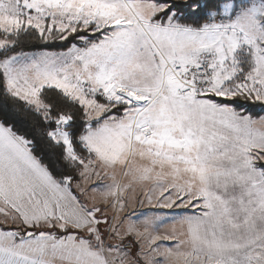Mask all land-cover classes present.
Wrapping results in <instances>:
<instances>
[{"label": "rangeland", "instance_id": "obj_1", "mask_svg": "<svg viewBox=\"0 0 264 264\" xmlns=\"http://www.w3.org/2000/svg\"><path fill=\"white\" fill-rule=\"evenodd\" d=\"M165 6L155 0H0L6 34L27 27L45 38L52 30L84 33L81 47L0 60L7 91L44 115L38 93L50 84L83 106L88 158L78 159L69 147L67 122L59 118L50 135L80 164L71 188L92 217L87 231L62 244L95 264H109L108 253L123 264H264V115L250 117L210 95L178 94L176 84L164 80L170 72L161 74L157 48L178 25L152 19ZM217 14L231 23L185 30L194 34L196 61L213 56L220 81V65L246 50L249 85L246 94L211 97L264 105V0H225L208 18ZM96 32L101 37L93 42ZM9 44L0 39V49ZM92 74L99 83H89ZM112 104L125 106L103 118ZM13 223L0 205V224L24 237L27 230ZM47 229L57 239L56 229ZM125 242L135 245L134 255L117 249Z\"/></svg>", "mask_w": 264, "mask_h": 264}, {"label": "crops", "instance_id": "obj_2", "mask_svg": "<svg viewBox=\"0 0 264 264\" xmlns=\"http://www.w3.org/2000/svg\"><path fill=\"white\" fill-rule=\"evenodd\" d=\"M185 30L196 29L177 25L171 32L162 35V47L157 48L161 74L164 59L180 66L197 63L194 34ZM3 75L7 88L6 75ZM165 76L164 80H172L176 84L171 74ZM88 79L92 85L100 81L93 74ZM48 86L76 99L55 84ZM67 120L60 117L58 123H66ZM56 128L50 132L51 136ZM71 187L74 188L73 183L66 179H54L33 157L26 142L0 123V205L11 213V220L17 222L13 223L14 226H21V229L34 226L58 230L69 228L81 233L87 231L92 221L91 212L85 210L71 192ZM17 233L13 229L0 228V264H95L78 256L75 248L62 244L76 233L58 236L57 239L48 232L33 234L26 231L24 237Z\"/></svg>", "mask_w": 264, "mask_h": 264}, {"label": "trees", "instance_id": "obj_3", "mask_svg": "<svg viewBox=\"0 0 264 264\" xmlns=\"http://www.w3.org/2000/svg\"><path fill=\"white\" fill-rule=\"evenodd\" d=\"M165 6L163 10L155 13L152 17L155 21L163 22L167 18L174 21L180 26L199 29L207 20L210 13L220 12V6L225 0H155ZM84 36L83 31L76 29L72 33L63 36L52 30L49 37L45 38L36 29L27 27L21 28L14 34H6L0 31V39H7L11 44L0 49V60L11 55L22 52L49 51L60 52L66 51L72 45L84 46L78 37ZM101 37L100 32L91 34V41L95 42ZM212 98L219 104L230 105L242 114L250 117H259L264 115V105L250 103L242 97H235L230 100L221 98ZM38 99L44 106L45 115L32 104L9 93L5 87V81L2 71L0 70V123L9 128L16 136L23 139L30 153L37 161L45 167L49 174L57 180L68 179L69 183L79 180L80 164L76 160H70L65 155V146L62 142H56L50 136V132L56 128V121L60 117L68 119L64 126L67 134L69 147L78 159L89 157L88 150L84 147L81 136L87 125L83 106L78 101L65 95L55 87L44 86L38 93ZM99 102L102 100L97 98ZM103 102V101H102ZM104 103V102H103ZM111 105L110 103H108ZM107 104V105H108ZM113 108L118 111L108 110L102 114L107 117L111 114H119L125 105L112 104ZM117 112V113H115ZM74 193V189L71 188ZM75 196V195H74ZM24 228L33 234L39 232H51V229L41 228ZM3 230H12V227H5L0 224ZM25 230V231H26ZM58 236L68 233L82 235L81 232L66 228L55 230ZM135 245L132 246L131 253H134Z\"/></svg>", "mask_w": 264, "mask_h": 264}, {"label": "built area", "instance_id": "obj_4", "mask_svg": "<svg viewBox=\"0 0 264 264\" xmlns=\"http://www.w3.org/2000/svg\"><path fill=\"white\" fill-rule=\"evenodd\" d=\"M230 23L225 15L217 14L208 18L203 24L211 27L213 25L227 27L226 25ZM243 53H247V51L235 54L227 62L220 65V69L225 70L220 81H216L219 73L213 63L215 61L213 56H205L198 63L186 66L172 64L165 60L164 70H168L174 77L177 93L181 95H242L247 93V84L249 83L246 76L247 71L242 62ZM117 249H120L121 252L131 251V243L125 242ZM107 255L109 264H123L117 254L109 255L108 253Z\"/></svg>", "mask_w": 264, "mask_h": 264}, {"label": "water", "instance_id": "obj_5", "mask_svg": "<svg viewBox=\"0 0 264 264\" xmlns=\"http://www.w3.org/2000/svg\"><path fill=\"white\" fill-rule=\"evenodd\" d=\"M93 238L94 240H97V236L95 234H93Z\"/></svg>", "mask_w": 264, "mask_h": 264}]
</instances>
